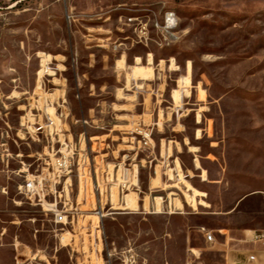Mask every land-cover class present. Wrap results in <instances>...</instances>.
Listing matches in <instances>:
<instances>
[{"label":"rangeland","instance_id":"374dc122","mask_svg":"<svg viewBox=\"0 0 264 264\" xmlns=\"http://www.w3.org/2000/svg\"><path fill=\"white\" fill-rule=\"evenodd\" d=\"M85 123L137 183L102 203L76 177L19 194L48 169L39 126L76 141ZM222 226L237 257L262 250L243 232L264 233V0H0V264L216 261L194 248Z\"/></svg>","mask_w":264,"mask_h":264},{"label":"built area","instance_id":"2783aa9c","mask_svg":"<svg viewBox=\"0 0 264 264\" xmlns=\"http://www.w3.org/2000/svg\"><path fill=\"white\" fill-rule=\"evenodd\" d=\"M170 14L172 29L177 26V19L174 13H167L165 17ZM84 130L80 133L79 138L75 141L73 134H69V138L63 133L64 127H57L55 124H48L44 126H39L35 132H41V135L49 141L51 138V151L49 152V162L47 163V172L42 171L41 174H32L27 170V175H25V181L22 185L18 187L19 194L25 195L28 198L37 196L39 200H44L46 195L53 193L50 190V185L54 180V189L56 181L60 183L61 179H66V182L71 181L72 177H76L80 183H85L91 185V195L97 197L99 202L102 203L103 197H107L109 192L112 191L114 186L118 187L122 193L129 191L134 182L137 183L138 179V166L133 168L123 169L122 172L119 168L116 173L115 169H110V165L106 162L107 154H102L101 151L105 148L97 151L93 145L92 149H88L89 142L99 137H92L86 131L88 124L82 125ZM98 128V127H95ZM66 133L70 132V129H65ZM71 133V132H70ZM36 138L40 137L36 134ZM141 136V140L138 142V149L146 148L148 146L149 140L146 135L142 132L138 133ZM56 137L58 139H56ZM40 140V139H39ZM60 145V149L54 148V142ZM110 148V145L101 142L100 145ZM54 144V145H53ZM95 154V156H93ZM126 158V156H124ZM51 168V172H50ZM71 186V185H69ZM66 186H64L63 191H65ZM82 190V189H81ZM56 191V189H55ZM55 194V193H54ZM53 194V195H54ZM111 194V193H110ZM49 207V212H55V223L66 224L67 216L63 215V211H58V208ZM97 216H103L100 212L96 213ZM205 230V229H203ZM206 240L212 242L214 240V235L212 233L206 232ZM250 242L254 244L264 242V233L253 232L250 235ZM236 264H260L259 254L257 251H252L248 253L246 258L242 261L236 262Z\"/></svg>","mask_w":264,"mask_h":264},{"label":"crops","instance_id":"0c3cea01","mask_svg":"<svg viewBox=\"0 0 264 264\" xmlns=\"http://www.w3.org/2000/svg\"><path fill=\"white\" fill-rule=\"evenodd\" d=\"M202 193L206 195V192H202ZM246 198H242L240 200V203L243 202ZM203 229H199V232L203 235V246H200V247L196 246L194 249L199 250L200 252H202L203 255L206 253V251H209L210 254H213L215 255L214 257H217V260L212 261L214 259L201 258L198 264H236V262L244 260L246 256L248 255L247 254L242 257H237L232 252V249L229 245L230 241L233 239L232 229L230 228V226H222V228L215 230L216 237H214V240L212 242H208L206 240V234L202 231ZM207 232L211 233V231H207ZM253 232L255 231L245 230L243 232V235L245 237V240H244L245 243H253V242H250V235ZM262 244H263L262 250L253 249V250L248 251V253L252 251L258 252L260 264H264V242Z\"/></svg>","mask_w":264,"mask_h":264},{"label":"bare ground","instance_id":"6f19581e","mask_svg":"<svg viewBox=\"0 0 264 264\" xmlns=\"http://www.w3.org/2000/svg\"><path fill=\"white\" fill-rule=\"evenodd\" d=\"M170 16L171 15L168 14V17H166V24H167V26H170L171 27L172 26L171 25V21L173 19ZM142 71H146V72H149L150 74H152V68L151 67H144L143 64L141 63L140 59H138L136 65H135V67L133 69V73H140ZM191 71H192L191 68H189L188 69V76L183 79L184 80L183 82L186 83V84L190 82ZM185 87H187V86H185Z\"/></svg>","mask_w":264,"mask_h":264}]
</instances>
